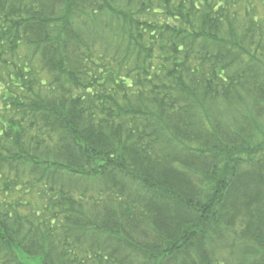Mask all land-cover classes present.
Here are the masks:
<instances>
[{"label": "trees", "instance_id": "trees-1", "mask_svg": "<svg viewBox=\"0 0 264 264\" xmlns=\"http://www.w3.org/2000/svg\"><path fill=\"white\" fill-rule=\"evenodd\" d=\"M258 1L0 0V264H264Z\"/></svg>", "mask_w": 264, "mask_h": 264}, {"label": "rangeland", "instance_id": "rangeland-1", "mask_svg": "<svg viewBox=\"0 0 264 264\" xmlns=\"http://www.w3.org/2000/svg\"><path fill=\"white\" fill-rule=\"evenodd\" d=\"M252 5H253V7H256L257 11L262 8V5L258 0H252ZM79 6L82 8L84 5L81 4ZM96 7H97V4H94L93 6H90L88 9L82 8L81 11L86 12L85 14H87L91 9H95ZM80 14H82V12H80ZM102 16H105V15L102 14ZM0 112H2V113H0V115H2L4 113L2 110H0ZM235 118H236V120L233 121V123L236 125L240 119H238V116H235ZM256 118H258V120L261 121L263 126H264V111L261 113V115H258V117H256ZM26 259H28V258H26ZM25 264H39V262L35 258L34 259L29 258V260H25Z\"/></svg>", "mask_w": 264, "mask_h": 264}]
</instances>
